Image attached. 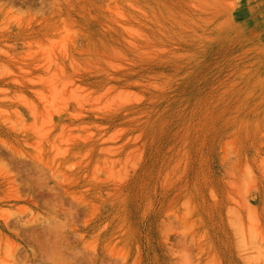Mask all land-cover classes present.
I'll use <instances>...</instances> for the list:
<instances>
[{"label":"rangeland","instance_id":"1","mask_svg":"<svg viewBox=\"0 0 264 264\" xmlns=\"http://www.w3.org/2000/svg\"><path fill=\"white\" fill-rule=\"evenodd\" d=\"M0 264H264V0H0Z\"/></svg>","mask_w":264,"mask_h":264}]
</instances>
